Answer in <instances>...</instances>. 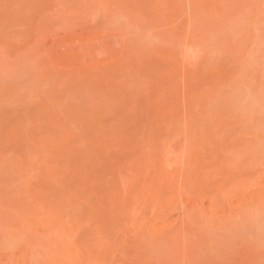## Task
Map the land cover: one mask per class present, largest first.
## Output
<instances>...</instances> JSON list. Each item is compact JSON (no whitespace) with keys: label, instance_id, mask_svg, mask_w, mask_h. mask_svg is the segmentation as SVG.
<instances>
[{"label":"rangeland","instance_id":"obj_1","mask_svg":"<svg viewBox=\"0 0 264 264\" xmlns=\"http://www.w3.org/2000/svg\"><path fill=\"white\" fill-rule=\"evenodd\" d=\"M0 264H264V0H0Z\"/></svg>","mask_w":264,"mask_h":264}]
</instances>
